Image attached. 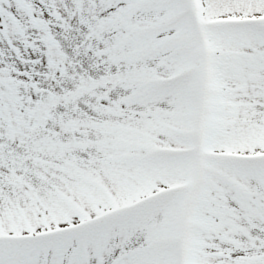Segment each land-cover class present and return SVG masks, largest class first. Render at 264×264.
<instances>
[{"label": "snow or ice", "instance_id": "obj_1", "mask_svg": "<svg viewBox=\"0 0 264 264\" xmlns=\"http://www.w3.org/2000/svg\"><path fill=\"white\" fill-rule=\"evenodd\" d=\"M0 264H264V0H0Z\"/></svg>", "mask_w": 264, "mask_h": 264}]
</instances>
